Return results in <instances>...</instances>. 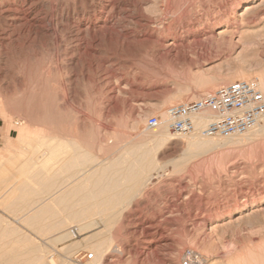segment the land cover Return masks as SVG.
I'll use <instances>...</instances> for the list:
<instances>
[{"label":"rangeland","instance_id":"374dc122","mask_svg":"<svg viewBox=\"0 0 264 264\" xmlns=\"http://www.w3.org/2000/svg\"><path fill=\"white\" fill-rule=\"evenodd\" d=\"M235 1L146 0L140 8L129 2V9L128 7L126 9V6L123 7L125 10H122L123 14L120 16L122 15L123 23L127 25L128 30H132L133 35L141 33L138 31L140 26L135 19L143 15L144 19L152 20V22L167 21V26L174 24L172 27L175 26L181 30L185 29L189 22L195 23L207 19L214 21L215 17L224 15L225 12L231 14L230 4ZM259 1L257 0V3ZM19 4V0H8L6 6H10V8L0 7V95H5V97H0V106H3L4 103L3 108L6 107L7 111L3 113L5 110L0 108V112L2 111L0 113V141L3 139L4 143L13 136L18 137L22 142H27L26 139L30 136L28 134L34 135L38 130L36 134L40 135L39 130L44 127L46 128L41 129L42 134L61 131V128L65 127L64 125H70V127H74V130L82 126L79 131L84 132L87 140L92 144L95 143L97 152L99 150L97 147L101 144V136L105 135L113 137L112 139L116 141L120 140L119 145L117 142V145L108 148L107 152L116 155V159L118 156V159H123L127 157L128 148V151L135 149L131 146L132 142L136 144L133 146L136 147V150L140 149V146H143L142 149L148 147L149 149H147L151 150L150 142L145 137L146 129L152 131L147 128L150 116L157 115L165 118V112L170 105L197 99L205 93L215 90L221 84L239 79L235 77L236 74L232 72L230 66L234 61L233 65L239 62L240 59L238 60L236 56L238 52H242V45L232 50L228 45L222 46L200 41L185 47L177 56L172 55L173 57L170 56L169 59L156 58L153 56V44L151 47V43L149 45L145 40L141 42L143 37L137 36L133 39L131 34L129 35L132 37L131 40V37H128V40L122 41L121 28L118 29L119 31L117 30L118 32L100 29L97 34L98 41L93 40L94 38L90 37L92 35L89 33L84 34L87 37L84 35L80 37L74 31L71 32V29L62 27L55 31L49 29L46 33L36 34L23 23L20 13H23L22 11L26 8ZM244 5L240 10H244ZM149 8L152 9L149 10ZM47 11L46 7L42 8V13ZM225 18L223 16V19ZM250 20L253 21L254 18L251 16ZM154 26L152 24L151 28ZM99 33L104 36L102 37ZM81 38L84 40L82 41ZM85 43L88 44V47ZM254 45H249L246 50L243 49L244 53L248 54V57L245 58L248 64L246 65L251 67L249 71L252 73L251 77L245 79L259 80L256 72L264 70V46ZM78 46H82L80 47L82 51L77 49ZM42 72L44 73L42 74ZM36 75H39V78H36ZM212 76L217 77L216 81L211 78L215 82H207ZM41 85L46 88L44 92L47 97L45 100L49 104L47 108L50 106L48 110L45 107L37 110L30 107L32 100L29 101V99L33 97L29 96H33L35 88L39 90ZM177 94L183 97L179 101L171 102V98ZM192 96L194 97L191 98ZM23 98H28L30 103L28 104L27 100ZM165 100L170 102H165ZM13 101L15 104L18 103L13 105ZM17 105L21 106L20 109L15 108ZM26 111L27 113L32 112V117L35 113L34 117L40 118V120H33L38 123L43 117H46L47 123L42 120L46 126L41 123L35 124L36 130L29 133L25 130L19 135V129L22 126L33 122L32 117L31 121H28L27 118L31 115H28L30 113L27 114ZM39 113H44L45 116L41 118V114L37 118L36 114ZM25 115L28 117L26 116V118ZM53 115L56 119H53ZM133 126H138L140 129H133ZM25 127L28 128V126ZM43 130L45 131L43 132ZM168 131L173 136L180 137L181 142L168 143L163 147L164 150L162 148L161 150L152 149V152L154 150V153L156 151L157 154L159 153L156 156L157 159L166 162L165 169L159 173L153 171L154 175L140 192L137 191L136 197L129 198L121 191V194L118 195L120 199L116 198L113 204H110L114 209L115 204L122 205L118 207L119 210L118 208L114 210L115 213L117 212L116 214L113 212L116 217L113 216L114 214L112 215V219L115 218L114 223L111 220L112 224L108 228L100 221L98 225L87 230H83L80 225L75 224L72 228L70 227L74 231L73 237L57 241L56 236L34 234L32 223L35 224L36 221L33 219H27V221L26 219L1 217L0 264H43L45 261L50 264H98L96 263L97 253L93 251V248L95 249L96 245L101 246V248H97L101 251L102 246L111 243L109 240L113 234L116 236V233L120 235V240L122 239V248L116 249L113 246L108 259L105 258L103 264H163V258L173 257L178 261H176L177 264H181L183 253L187 248L199 251L205 257L206 264H237L238 261V264H264V137L257 135L252 137L253 139L241 140L235 136L234 141L232 138V140H218L219 138L213 136L219 141L220 147L217 145V147H213L214 149H200L197 151L198 154L194 153L195 155L189 157L188 161L186 159L185 163L183 161L180 166L174 167L181 171L179 172L178 169L177 171L173 168L174 165L169 159L183 158L186 135ZM126 133L131 135L128 136ZM80 134L82 136L83 133ZM141 136H143L144 142L141 140ZM137 140L138 144H141L140 146L135 143ZM102 143H104L103 140ZM124 143L131 146V149L129 146L125 148L127 144ZM119 152L122 153L117 155ZM101 154L103 156V153ZM109 155L105 154L103 157H110ZM91 160L93 158L91 159V156L88 155L83 160L79 159L81 163L72 162L71 164L74 163L75 168L72 166L71 168L73 170L86 168L93 162ZM76 163L81 166H76ZM123 163L120 162V164ZM13 166L11 161L0 156V179L5 180L2 171L10 170L11 176H15L14 181H18L20 174L15 171ZM119 179L121 181V178ZM91 180L94 181V178ZM123 180L124 183L128 182L124 178ZM145 187L146 189H144ZM97 188L95 187V189ZM19 190L21 191V189ZM34 192V195H24L23 198L18 199L17 197L21 194L10 195L11 197L3 194L0 198V207L3 208L13 202H21V204L26 202V206L36 209L37 205L42 202L38 206L46 207L47 205L48 210L54 207L53 209L56 211H62V204L59 207L56 200L49 204L52 199L50 196L47 198V194H51V198H53L52 192H47L42 196L39 193L36 194L37 191ZM141 192L142 194L138 196ZM43 196L49 203L39 198ZM43 201L46 203L45 205ZM100 206L101 204L87 210V214L89 213L88 215L93 218L97 217L101 213ZM147 212L156 213L158 223L170 235L169 245L160 246L152 252H149L147 248L144 240L145 234L141 228L142 219L148 215ZM117 214L119 217L122 215L121 219ZM226 214L228 216H225ZM204 216L207 226L212 219H222L221 223H224L211 233L213 236L204 231L207 228L206 225L204 227L205 223L203 224L204 229L199 224L200 218ZM69 225L70 223H68V227ZM99 239L106 241L99 243ZM77 241L80 243L79 249L68 253L61 249L63 246ZM42 253L43 259L39 258ZM78 253L79 255H77ZM85 253H93L94 258L86 260L83 258ZM238 258L239 260H237Z\"/></svg>","mask_w":264,"mask_h":264},{"label":"bare ground","instance_id":"6f19581e","mask_svg":"<svg viewBox=\"0 0 264 264\" xmlns=\"http://www.w3.org/2000/svg\"><path fill=\"white\" fill-rule=\"evenodd\" d=\"M129 2H131L132 4L134 3V5H136V7L138 6L140 8L146 2V0H40V1H38V0H19V3H20L19 5H21V7L24 6L26 8L24 11H22L23 13H20L22 15L23 23L25 25L29 26L34 31V33H36V34H40V33L42 34L43 32L46 33L49 31V29L55 31L58 28L62 27V28H68V30L71 29V32L74 31L80 37H81V35L83 36L84 34L89 33V35H92L90 37L94 38L93 40H97V38H99L97 34H98L100 29L111 31V32H118L119 31L118 29L121 28L120 33H121V36L123 34V36H122L123 40L122 41H124V40H128L131 37V36L129 37V35H131V34L133 35V32H131L132 30L131 31L128 30L127 25H125L123 23L122 17H121L122 15L120 16V14H123L122 10H125V8L127 9V7L130 6ZM7 4H8V0H2L0 3V5H1L0 7L10 8V6H6ZM243 4H245L244 10H240L241 7L243 6ZM151 6L153 7V5H151ZM43 7H46V9H48V11L45 13H42ZM123 7H125V8H123ZM139 8H137V9H139ZM128 9H129V7H128ZM151 9L149 8V10H151ZM230 9H231V14H227V12H225L224 15H218L217 17H215L214 21L207 19V20H203V21H199V22H195V23L189 22V23H187V26L185 27V29H181V30L177 29L175 26H174L175 28L172 27L174 24L170 25V23H168L170 26H167L166 25L167 21L164 22L163 20H160V21L152 22V20L144 19V17H143L144 15L143 16L139 15L140 17H138L135 20H137L136 23L140 26L138 28V31L141 33H140V35H137L138 33L135 30V32L137 34L133 35V39H135L134 37H137V36L143 37L141 39L142 40L141 42H144L143 40H145L147 43H149V45L151 43V47L153 44V50L152 51H153L154 57H156V58H167V59H169L170 56L173 57L172 55H175V56L179 55L180 52L182 51V49L190 46L194 42L197 43L200 41H207V42H211L213 44L214 43L219 44L222 46L228 45V47L230 46L229 48H231L232 50L235 49L237 46L242 45L241 46L242 52L241 51H240L241 53L238 52L237 56H236L238 58V60L239 59L240 60L238 63L236 62L237 64L233 65L235 62L234 61L233 64H231L230 69L232 70L233 73L236 74V75L234 74L235 77H237L239 79L240 78L241 79L249 78L252 75V73L249 71L251 67L247 66L248 64H247L245 58L248 57L247 56L248 54L244 53L245 51H243V49L246 50L249 47V45H254V44L260 45L262 47L264 46V0H260L258 3H257V0H249V1L248 0H236L235 2L230 4ZM159 11H158V13H159ZM124 12H126V11H124ZM156 12H157V10H156ZM223 16H225L226 18L223 19ZM251 16L254 18L253 21L250 20ZM154 20H155V18H154ZM152 24L155 25L154 28H151ZM139 29H141V30H139ZM99 35H101L102 37L104 36L103 34H100V33H99ZM109 35L111 36V33ZM84 36H86V35H84ZM101 36H100V38H101ZM75 38H73V39H75ZM77 39H80V38H77ZM131 39H132V37L130 38V40ZM136 39H138V38H136ZM81 40H82V38H81ZM83 40H84V38H83ZM93 40H92V42H93ZM110 40H111V37H110ZM77 42H79V41H77ZM104 43H105V41H104ZM128 43H131V42L128 41ZM128 43H127V45H128ZM86 45L88 47V44H86ZM80 47H82V46H78L77 49L80 50ZM80 51H82V50H80ZM74 53H76V52H74ZM78 53H79V51H78ZM227 64L229 65L230 63H227ZM258 72H256L257 73L256 76L259 78V80H258L259 86H260L261 90L264 92V70L258 71ZM43 73L44 72H42V74ZM39 75H36L35 77L36 78L41 77V75L40 76ZM203 77H201V78H203ZM235 77H233V78H235ZM211 78L215 79L217 77L212 76L208 79L207 82L214 83L216 81V79L214 81ZM210 80H212V81H210ZM200 81H199V83H201ZM127 83H129V82H127ZM127 83H124V84L126 85ZM40 84H42V83H40ZM45 89L46 88L41 85L39 90H38V88H35L36 91L34 90L35 94H33V96H29V97H33L32 99H29V101L32 100L31 101L32 104L30 105L31 108H34L36 110L40 109L42 107L43 108L45 107V109L47 108V105H49V104L46 101L47 97H46V93L44 92ZM64 89L66 90V88H64ZM65 90H64V92L66 93ZM110 91H111V89H110ZM193 95H194V92H193ZM194 96H192L191 98H193ZM0 97L1 98L5 97V95H3V96L0 95ZM25 97H28V96H25ZM65 97H66V95H65ZM182 97L183 96H181L180 94L179 95L177 94L176 96L171 98V102L179 101V99H181ZM45 98H46V100H45ZM169 98H168V100H169ZM23 99H25V98H23ZM27 99H25V100H27ZM29 101L27 100L26 102L29 104L30 103ZM167 101L165 100V102H167ZM3 102H5V101H3ZM168 102H170V101H168ZM12 103H13V105H16L18 102L15 104V102L13 101ZM3 106H4V103H3ZM3 106H0V108H1V110H5V112L3 111V113H6L7 112L5 109L6 107L3 108ZM19 107H21V106L17 105V107H15V108L20 109ZM49 107L50 106H48L47 110L49 109ZM51 109L53 110V107ZM26 113H27V111H26ZM28 113H30V114H28ZM28 113L27 114L31 115V116L28 117V115H25V117L27 116L28 118L27 117L26 118L29 121L32 117V112H28ZM36 113H37V111H36ZM34 114H33V117H34ZM39 114H36L37 118H39V116H41L42 113L40 115ZM43 114H42L41 118L43 116H45ZM54 116L55 115H53V119L54 118L56 119V117H54ZM33 117L31 119L33 122H28L29 125H35V124L41 123V124H44L46 126V123H47L46 119H45L46 117L42 118V120L43 121L45 120L46 123L42 122V120L39 123L35 122L33 119L39 121L40 118L36 119L35 117L34 118ZM58 118L59 117H57V119ZM48 119H49V117H48ZM202 119L206 120V117L202 118ZM59 120H60V118H59ZM203 123H204V121L200 120L198 122V125H197L198 128H200L203 125ZM101 124L103 126L102 122H101ZM162 124L165 125L166 122L163 121ZM162 124H161L162 127L160 126L156 129H152V131H148L146 129V134L144 131V134H145L147 141L150 142L149 144L151 146V148H150L151 150H148L149 149L148 147H146L145 149H142L143 146L141 147L140 146L141 144H138V140H137V142L135 141V143H137L140 146L139 148L141 150L138 149V147H137L138 150H136V147H133L136 144H134V142H132L133 145H131V146L133 149L135 148L134 150H136V151H134V150L132 151L131 146H129L127 144L128 143V141H127V143H124V144H127V145H125V148H126V146H129L131 150L128 151L129 148L127 149L126 154L127 153L128 154L127 155L125 154V155L127 157L128 156L129 157L128 158L125 157L123 159L122 158L118 159L119 156L116 159V157H115L116 155H113L112 152H107L108 148H111V147L117 145V142L119 145L120 140L116 141V140L112 139L113 137H108V136L106 137L105 135H104V137L101 136V144L100 145L98 144L99 146L97 148H99V150L97 149L98 150V152H97L95 150V147H96L95 143L92 144L89 140H87V136L85 135V133L79 131V129H82L81 128L82 126H79L78 124L77 125L79 126V128L77 129L75 127L76 130L73 129L74 127L73 128H72V126L70 127V125H67V126L64 125L65 127L61 126L62 127L61 131H58V132L55 131L51 134H47V133L42 134L41 129H45L46 127L40 128V130H39L40 135L36 134L38 132V130H37V132L34 133V135H36V136L33 135V138H32V135H31L26 139L27 140L26 143H28V140H30V139L32 142H34V143H32L31 141H29V142H31V144L33 146V153L31 152L32 153L31 158H34V155H35V159H32V162H34L33 160H35V164L32 163L35 167V171L33 172L34 175L32 173V175H31L32 177L31 176L28 178L26 177L27 179H29L32 182L34 180V183H36V185H39V184L42 185V183L43 184L46 183L45 182L46 179L43 175L44 172H47V174L49 175L48 177H50V176L56 177L57 176L56 179H58L60 177V174H59L60 172L62 173L61 175H64L63 174L64 172L66 175L64 179L60 180L61 182H57V180H56V183H58L57 185L54 182L55 180L53 181V179L49 180L50 183L48 181L49 184H53L52 183V181H53L54 184L56 185V186L55 185L53 186V185H49L47 183L49 186L54 187L52 189L53 190L52 191V193H53L52 197L53 198H51V194H49V193L47 194V198L50 196V199H52L51 203L45 201L46 197L45 198H44V196L39 197L40 199H44V201L49 203V204L54 203L56 200L57 201L56 203L59 204L58 205L59 207H60V204L63 205V206L61 205V208H62V210L63 209L65 210V214H64L65 216L64 217L62 216V214L64 213V210H63V212L61 213V216L63 218L60 217L61 218L60 220L64 221V226L61 224L62 228H63L62 229L61 226L59 225V227L62 229V231L59 234V236L56 234L57 235V237H56L57 241H63V240H66V239L73 237L74 232H73V230L70 229V227L72 228V226H74L75 224L80 225V227L83 230H87L88 228L94 227V226L98 225V223L103 222L104 224H106V227L108 228L110 224L114 223L113 220L115 218L112 219V215L115 213L114 210L118 207H121V205H122V204H120L119 206H117V204H115L116 207L114 209V207L111 206L110 204H113V202L116 200V198H118V195L121 194V191L124 192V194H126L127 196H129V198L130 197L131 198L136 197V194L138 193L137 191L140 192V190L143 189L142 187L146 186V184H148V182L150 181L151 177L154 175L153 171H156V173H159L161 170L165 169V167H166L165 163L166 162L161 161V159H157L156 156L159 153L157 154V151H156V153H154L155 152L154 150L152 152V149H158V150L160 149L161 150V148L163 149V147H165L168 143H175V141L179 143L181 141H180V137L179 138L177 136L175 137L168 131L169 129L167 128L168 127L167 124L165 126ZM85 127H87V126H85ZM37 128H39V127H37ZM132 128L138 129V130L140 129L138 126H133ZM26 129H27V127H25V125L22 126L19 129L20 130L19 135L22 134ZM89 129H90V127H89ZM91 130H92V128H91ZM44 131L45 130H43V132ZM78 131L80 133H83L82 136ZM126 134L128 135V133H126ZM129 135H131V134H129ZM201 135L198 131L195 133H192L190 135H186V142H185L186 144H185V147L183 149V151H184L183 158L182 159H178V158L177 159H169V161H172V164L174 165L173 168L180 166V164H182V162L184 160L186 161V159L188 161V158L191 157L194 153L198 154L197 151H200V149L204 150L207 148L212 149L215 146L217 147V145L219 144L218 140H232L235 136L241 140H244L247 138L250 139V138L257 136V135H258V137H259V135L264 137V125L254 127L252 129H250V130H248L242 134H238V135L216 136L215 138H219L218 140L215 139L213 136L202 137ZM141 137H142L141 140L144 142L143 136H141ZM94 138H95V136H94ZM102 138H105V139H102ZM32 139H34V140H32ZM92 139H93V137H92ZM102 140L104 141V143H102ZM101 153H103V156L105 154L106 155L110 154L109 155L110 157H107V158L103 157ZM121 153L119 152L117 155H120ZM88 155L91 156V159L93 158V160H91L94 162V163L93 162L91 163L92 165L90 164V165L86 166V168H84V167L78 168V170H75V169L73 170V168H71V166L75 168V165H73V164L75 162L81 163L79 161V159L81 160V158H82V160H83V158L87 157ZM130 156H131V158H130ZM185 161H184V163H185ZM72 162H74V163L71 164ZM111 162H113V163H111ZM120 162H124V163L120 164ZM69 163H70V168L68 167V169L69 170L71 169V171L73 170L72 174H70L69 170H68L69 172L66 173L67 166L69 165ZM77 163H76V166H81V165H78ZM125 163H127V164H125ZM33 165H32V168L34 170ZM13 167H15V166H13ZM59 168H60V170H59ZM4 169H6V167H4ZM174 169L177 170L178 168L177 169L174 168ZM63 170H66V171L63 172ZM179 172H181V171L179 170ZM2 173L5 175V182L3 184H6L7 183L6 181L10 182V184L16 182L13 179L15 176L14 175L11 176L10 170L2 171ZM42 175H43V177H42ZM68 175H70V176H68ZM119 176H121V177H119ZM67 177H69V179ZM108 177H110V178H108ZM30 178H34V179H30ZM42 178H44L45 180H42ZM92 178H94V181L93 180L90 181V179H92ZM119 178H121V181ZM123 178L126 179L128 182L124 183ZM40 179H41V181H40ZM107 180H109V181H107ZM20 181H22V179L17 181V182H20ZM37 181H40L42 183H40V182L38 183ZM17 182L14 183V185L15 184L17 185ZM32 182H31V184H32ZM26 183H27V181H26ZM26 183H23V181H22L20 185H23ZM34 183H33V187L35 186L36 188L34 187L35 189L32 192L37 191L36 194L39 193L42 196L43 195L42 192H44V191H42L43 189L41 190V188H44L45 185H44V187H42L41 185H39L41 187H39V186L37 187ZM29 184H30V182H29ZM28 185H26V186H28ZM2 186H4V185H2ZM5 186H6L5 187L6 189L9 188L8 183ZM12 186H13V184H12ZM23 187H25V186L23 185ZM29 187H31V185H29ZM95 187H98V188L95 189ZM13 188H14V186L12 187V190H10V191L8 189V191H7V192H9V193H7L8 196L21 194V196L17 197V199L23 198L22 196L25 195V194L22 195V193H24L23 188H22V191H20L19 190L20 188L17 186L14 189ZM118 189H119V191H117ZM144 189H146V187ZM114 190H116V191H114ZM19 192H21V193H19ZM29 192H30V190H29ZM29 192H28V195H31V194L34 195V193H35L34 192V193L29 194ZM47 192L48 191H46V193ZM39 194H38V196H39ZM141 194H142V192L138 196H140ZM8 196H5V197H8ZM50 199H48V201H50ZM119 199L120 198H118V200ZM5 200H6V198H5ZM122 200H120V201H122ZM35 201H37V200H35ZM45 202H44V205L46 204ZM6 203H8V202H6ZM40 204H42V202ZM40 204H38V205H40ZM100 204H101L100 215L98 214V216L96 215L97 217L94 216V218H93L91 215H88L89 213L87 214V212H88L87 210L92 209L94 207H97V205H100ZM38 205H37V207H39ZM42 208H47V205H46V207L45 206L41 207V209ZM112 208H113V210H112ZM122 209H123V207H122ZM34 210H37V208ZM53 210H55V209H53ZM110 210L112 213L110 212ZM118 210H119V208H118ZM44 211H45V209H44ZM50 211H48V212L50 213ZM254 211H255V208H254ZM45 212L48 213L47 211H45ZM54 212H53V214H54ZM34 213H32L31 215H34ZM123 213H122V215H123ZM55 214H57V213H55ZM115 214L113 216L116 217ZM147 214L148 215H146L145 219H142L143 221L141 223V228L145 234L144 240L147 244V248H148L149 252H152L153 250H155L156 248H159L160 246L166 247L167 245H169L168 241L170 239V235H168V233L165 231L164 227H162V225H160L158 223V221L156 219V215H155L156 213L154 214L153 212L152 213L147 212ZM35 215L33 217H35V218L39 217V221H40L41 215L40 216H38V214L36 216ZM118 215L119 214H117V216ZM122 215H120V217ZM29 216H27V218H29ZM48 216H50V215L48 214ZM225 216H228V215L226 214ZM42 217L46 218L45 216H42ZM50 217L55 218L56 216L53 215V217H52V215H51ZM31 219H28V220H31ZM49 219L50 218H48L46 220H49ZM33 220L37 221L38 219L37 220L33 219ZM111 220H112V223H111ZM57 222H59V219ZM166 222H167V220H166ZM221 222H222V219H212L210 221L209 226H207L206 221H205V216L200 218V220H199V224H200V226H202V228H203V224L205 223L204 227L206 225L207 228H205V229L203 228V229H204V231H206V234H209V235L213 231L215 232L216 228L218 226H220V224H224ZM36 223H38V222H36ZM68 223H70L69 227H68ZM196 223L198 224V222H196ZM58 224H60V223H58ZM220 234H222V233H220ZM209 235H207V236L210 237L212 234L210 236ZM119 236L120 235L119 234L117 235V233H116V236H115V234H113L111 240H109V243L110 242L111 243L109 245L102 246L103 250L101 249V251L99 249H97L98 247L101 248V246L96 245L95 249L93 248V251H95L97 253L96 263L103 264L102 263L103 260H105V258L108 259V255L110 254V251L112 250L113 246L116 247V249L122 248V243H121L122 239L120 240L121 237H119ZM212 239H213V237H212ZM101 241L104 242L106 240L105 239L100 240L99 243H101ZM79 244L80 243L77 241L76 243L65 245L61 249L64 250L65 253H68L70 251H74L76 249H79ZM41 251L43 252V250H41ZM112 253H113V251H112ZM148 254H150V253H148ZM235 254L236 253H234V255ZM151 255H153V254H151ZM43 256L44 255L42 253L39 255V258L43 259ZM235 256H237V254ZM65 257H67V256H65ZM109 259H110V257H109ZM237 260H239V258ZM176 261L177 260H175V257L162 259L163 264H177L178 261L177 262ZM108 263H109V261H108ZM238 263H239V261L237 262V264ZM240 263H241V261H240ZM43 264H50V262L45 261ZM202 264H206V261L203 262Z\"/></svg>","mask_w":264,"mask_h":264},{"label":"built area","instance_id":"2783aa9c","mask_svg":"<svg viewBox=\"0 0 264 264\" xmlns=\"http://www.w3.org/2000/svg\"><path fill=\"white\" fill-rule=\"evenodd\" d=\"M205 117L206 120L202 119ZM200 120L204 123L198 128ZM163 121L175 134L190 135L197 131L203 136L242 134L264 125V92L255 78L224 83L197 99L170 105L165 118L150 116L147 127L156 129ZM83 258L92 260L94 254L85 253ZM203 262L205 257L193 248H187L181 260V264Z\"/></svg>","mask_w":264,"mask_h":264},{"label":"crops","instance_id":"0c3cea01","mask_svg":"<svg viewBox=\"0 0 264 264\" xmlns=\"http://www.w3.org/2000/svg\"><path fill=\"white\" fill-rule=\"evenodd\" d=\"M25 126H28V128L26 129V131L29 133L30 131H33V130H36L34 127L36 126V125H29V124H25ZM18 130V129H17ZM28 135H30L31 136V133L30 134H28ZM3 136V135H2ZM19 136V135H18ZM3 138V137H2ZM32 138H33V134H32ZM32 140H34V139H32ZM29 141H31V139L30 140H28V142ZM28 144V145H27ZM26 144V142H22V140H20L18 137L17 138H15V136H13L10 140L8 139L7 141H5V143H4V141H3V139L0 141V156H3V157H5L7 160H9V161H11L12 163H13V165L15 166L14 167V169H15V171L16 172H19V174H20V179L19 180H21L22 179V181H23V183H26V181H27V183L26 184H23L25 187H23V185H20L21 184V182L22 181H20V182H17V185L15 184L14 185V183H16V182H14V183H12L13 184V186H14V188L17 186V187H19L20 189H21V191H22V188H23V192L24 193H22V194H25V195H28V192H29V190H30V192H29V194H31V193H33L32 191L36 188L35 186V188L33 187V183H34V180H33V182L32 181H30L29 179H27L28 177H30L31 175H32V173L35 171V167H34V165L33 164H35V160H33L34 162H32V159H35V155H34V158H31V155H32V153H33V147H32V145H31V142L30 143H27ZM45 149V148H44ZM30 152V153H29ZM32 152V153H31ZM33 157V156H32ZM33 163V164H32ZM32 165H33V167H34V170H33V168H32ZM68 167L70 168V163H69V165L67 166V171L66 170H63V172L64 171H66V173L67 172H69L70 171V174H71V169L69 170L68 169ZM59 170H60V168H59ZM58 170V171H59ZM69 170V171H68ZM60 172V171H59ZM58 172V173H59ZM60 174V177L58 178V179H56V177L54 176H50V177H48L49 175L47 174V172H44L43 173V175H44V177H45V179L44 178H42V180H45V184H43L42 182H40L41 181V179H40V181H37L38 183L40 182V183H42V185L41 184H39V185H41L42 187H44V185H45V187L44 188H41V190L42 191H44V192H42V194H45L46 193V191H48V192H52L53 190V188L54 187H52V186H49V185H55L54 184V182L56 183V180H57V182H61L60 180H62V179H64L65 178V172L63 173L64 175H61L62 173L60 172L59 173ZM69 174V173H68ZM33 175H34V173H33ZM43 175H42V177H43ZM36 176V175H35ZM68 176H70V175H68ZM27 177V178H26ZM32 177V176H31ZM34 177V176H33ZM68 179H69V177H67ZM30 179H34V178H30ZM51 179H53V181H52V183L53 184H49L50 183V181L49 180H51ZM18 180V181H19ZM29 180V181H28ZM48 181H49V183H48ZM5 182V180L4 179H0V198L2 197V195L3 194H5V195H8L7 193H9V192H7L8 191V189H9V191L10 190H12V184H10V182H8V181H6L8 184H9V188H5L6 186L5 185H7V183L6 184H3ZM29 182H30V184H29ZM31 182H32V184H31ZM2 183V184H1ZM19 183V184H18ZM37 183V184H38ZM49 185H48V184ZM31 185V187H29V185ZM35 185H36V183H34ZM58 183H56V185H57ZM2 185H4V186H2ZM19 185V186H18ZM26 185H28V186H26ZM39 185H36L37 187L39 186ZM55 185V186H56ZM41 186H39V187H41ZM8 187V186H7ZM11 188V189H10ZM13 188V189H14ZM31 188V189H30ZM26 189V190H25ZM49 189V190H48ZM46 190V191H45ZM26 191V192H25ZM35 194V193H34ZM26 202H22V204H21V202H13V203H9V204H7V205H5L3 208H1L0 207V218L1 217H3V218H9V219H35V220H37L36 222H38V223H35V224H33L32 223V228L35 230V231H32L34 234L36 233V234H39V235H51V236H56L57 237V235L59 236V234L61 233V231H62V225L64 226V221L63 220H60L61 218H63L65 215V210H64V213L62 214V216H61V213L63 212V210L60 212V210H58V211H56V209L55 210H53L52 208V210L51 209H47V208H42L41 209V207L42 206H39L38 208H37V210H34L35 208H29L28 206H26V204H25ZM54 208V207H53ZM44 209H45V211H50V213L48 212V213H46L45 211H44ZM36 211V212H35ZM55 211V212H54ZM35 212V213H34ZM41 214H40V213ZM44 212V213H43ZM52 212V213H51ZM53 212H54V214H53ZM32 213H34V215L36 214H38V216H40L41 215V219H40V221H39V217L38 218H35V217H33L34 215H31ZM55 213H57V214H55ZM59 213V214H58ZM47 214V215H46ZM48 214L51 216L52 215V217H53V215L54 216H56L55 218H51L50 216H48ZM30 215V216H29ZM35 215V216H36ZM27 216H29V218H27ZM42 216H45L46 218H44V217H42ZM48 216V217H47ZM58 216V217H57ZM61 217V218H60ZM48 218H50L49 220H46V219H48ZM57 222L58 221V219H59V222H55L54 220ZM57 219V220H56ZM42 220V221H41ZM32 222V221H31ZM56 223V224H55ZM58 223H60V224H58ZM62 224V225H61ZM59 225L61 226V228L59 227ZM57 234V235H56ZM59 244H61V242H59Z\"/></svg>","mask_w":264,"mask_h":264}]
</instances>
